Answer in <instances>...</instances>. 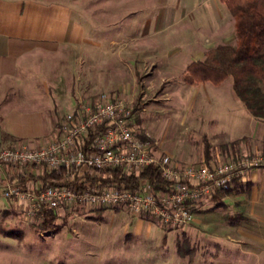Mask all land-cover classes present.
<instances>
[{
	"label": "rangeland",
	"instance_id": "obj_1",
	"mask_svg": "<svg viewBox=\"0 0 264 264\" xmlns=\"http://www.w3.org/2000/svg\"><path fill=\"white\" fill-rule=\"evenodd\" d=\"M58 2L74 6L81 22L90 26L92 40L100 37L101 42L105 41L104 63L98 62L93 48H89L91 56L79 57L72 65L71 51L65 50L58 55L57 62L64 71L58 81L59 92L63 95L72 89L77 96V106L81 101L102 95L122 98L133 108L135 128L140 136L151 141L156 154H168L177 164H197L199 160L207 165L219 164L241 153L262 149L259 143L247 139L235 146L223 143L225 139L235 141L242 134H250L254 130L252 121H257L236 98L231 78L221 86L207 83L208 93H197V86L187 85L181 73L172 70V66L169 71L161 72L163 60L153 58L154 50L152 55L149 54L145 39L133 41L136 34L140 37L139 32L135 34L138 13L140 15L134 11L136 6L142 9L141 15L146 16L153 13L159 3L121 0L114 6L115 0ZM177 12L178 21L182 11ZM157 15L155 21L160 20ZM230 15V12L226 14L227 19L225 17L223 25L215 28L216 31L202 29L205 31L201 44L210 41L214 44L234 43V18ZM176 22H173L176 27L183 29L194 24L182 20ZM224 29L226 31L221 32ZM182 31L156 32L151 41L159 45V50L161 43L169 41L170 47L174 48L166 49L167 56L174 55L183 46H191L192 41L197 45V32L193 35ZM71 68H74L73 73ZM157 70L162 74H155ZM69 113L61 115L58 127ZM207 141L211 160L214 159L210 163L205 161ZM13 169L28 172L33 168ZM233 212L231 208H213L209 200L199 206L193 224L174 229L154 219L106 213L74 204L56 211L57 229L42 232L39 227L42 220L28 217L16 200L6 199L0 190V264L80 263L83 259H95L87 253L98 249L110 253L104 257L105 264L123 263L125 259H121L130 250L136 251L139 262H152L177 254L178 243H184L185 239L194 249L195 259L209 262L214 254L234 252L247 242L240 239L241 225H230V215L237 219ZM100 214L102 220L97 221ZM3 230L17 231L19 237H9Z\"/></svg>",
	"mask_w": 264,
	"mask_h": 264
},
{
	"label": "crops",
	"instance_id": "obj_2",
	"mask_svg": "<svg viewBox=\"0 0 264 264\" xmlns=\"http://www.w3.org/2000/svg\"><path fill=\"white\" fill-rule=\"evenodd\" d=\"M119 1L121 0H115L114 6H117ZM136 1L159 3L155 11L146 16H142V9L139 10L136 6L134 11L140 12L141 17L138 13L135 34L139 32L140 37L136 34L133 41L139 42V38L140 41L145 39L146 44L144 45L149 48V54L154 50L153 55L151 54L153 58L161 57L160 59L163 60L160 68L162 73L169 71V66H172L171 69L181 73L184 81V74L191 63L204 60L207 51L217 45L228 44L227 42L214 44L211 41L208 44H201L204 37L202 33L205 31L202 29L209 28L216 31L215 28H220L223 25L226 14L229 15V9L221 0ZM178 10L182 11V14L180 20L177 21ZM155 15L157 18L160 17V20L155 21ZM163 18L164 23L162 22ZM181 20L194 24L184 27V29L176 27L173 22ZM232 24L235 37V21ZM179 29L180 31L183 29L182 32L185 34L192 33L194 35L197 32L195 35L197 45L192 41L189 44L191 46H183V49L177 47L179 50L174 55L167 56L166 49L170 51L171 48H174L170 47L169 41L160 42V50L157 49L159 45H155L154 41H151L156 32L170 33ZM90 31V26L81 22L74 6L70 3H61L58 0H0V147L24 143L31 148H37L56 137L61 115L72 112L77 106V96H74L72 89L63 95L59 92L58 81H61V73L64 75V71L57 62L58 55L66 52L65 50L71 51L69 60L72 65L79 57L85 59L91 56L89 48H93V54L97 55L98 62L104 63L105 61V41L101 42L100 37L92 40ZM225 31V29L221 30V32ZM70 70L73 73L74 68ZM161 72L157 70L155 74ZM205 84L207 83L197 85V93H208ZM64 90L66 91L67 88L65 87ZM232 111L231 107L230 112L232 113ZM213 118L211 120H214ZM255 120L257 121H252L254 122L252 123L254 124L253 132L242 134L235 141L224 138L223 143L233 144L246 139L253 140L259 143L262 149L251 152L264 153V119L255 118ZM206 143L205 161L210 163L214 159L211 160L210 157L207 161V150L210 152V149H208V141ZM202 164L205 163L197 161V165ZM14 172V169L10 168L9 177ZM0 190L2 191L1 184ZM210 202L215 208L212 199ZM224 202L226 207L219 209L231 208V211H234L232 214H236L237 219L234 220L230 215L228 217L230 225L233 227L241 225L240 239L247 241L239 250L221 251V253L214 254V258L209 262L200 258V260L195 259V255L192 259L188 256L189 259L186 261L187 257H180L178 249L177 254H171L167 259L139 262L136 251L130 250L124 254V258L121 260H125L120 264H264V167L250 172L246 182H238L224 197ZM98 210L106 213H125L133 218H142L118 209ZM88 252L87 256L96 258L93 260L87 258L80 263L70 264H105L104 257L110 255V253H106V249ZM111 255L115 256L112 253Z\"/></svg>",
	"mask_w": 264,
	"mask_h": 264
},
{
	"label": "built area",
	"instance_id": "obj_3",
	"mask_svg": "<svg viewBox=\"0 0 264 264\" xmlns=\"http://www.w3.org/2000/svg\"><path fill=\"white\" fill-rule=\"evenodd\" d=\"M94 134V135H92ZM44 166L83 176L103 169L139 174L146 167L159 169L167 190L155 194L145 182L138 189L85 182L80 191L69 186H31L22 190L9 178L13 167ZM264 167V153H241L219 164H177L170 155H158L153 144L135 128L133 108L122 98L102 95L81 101L60 123L56 137L40 147L27 144L0 147L2 196L16 200L28 217L42 220L45 210H61L79 204L91 210L118 209L154 219L169 228L190 225L200 205L219 192L247 181L250 172ZM18 172H22L19 171Z\"/></svg>",
	"mask_w": 264,
	"mask_h": 264
},
{
	"label": "trees",
	"instance_id": "obj_4",
	"mask_svg": "<svg viewBox=\"0 0 264 264\" xmlns=\"http://www.w3.org/2000/svg\"><path fill=\"white\" fill-rule=\"evenodd\" d=\"M229 9L235 21V42L219 44L206 53L204 60L191 63L185 74L184 82L189 86L201 83L222 85L232 79L233 91L237 99L245 106L249 114L259 120L264 119V0H221ZM94 135V134H92ZM238 142L231 144L235 146ZM210 152L207 150V161ZM28 172L15 171L10 180L22 190H29L32 184L41 189L48 186H69L76 191L83 189L85 182H100L138 189L148 182L152 191L167 190L168 183L162 178L158 168L146 167L139 174L127 175L121 169H103L97 173L92 170L83 176L65 169L49 171L46 166L35 173V166ZM229 193L219 192L213 198L215 208H225L224 197ZM58 215L55 210H45L40 224L42 232L57 229ZM101 215L96 220H101ZM9 237L17 236V231H8ZM178 254L182 258L194 257V249L185 239L178 243Z\"/></svg>",
	"mask_w": 264,
	"mask_h": 264
}]
</instances>
